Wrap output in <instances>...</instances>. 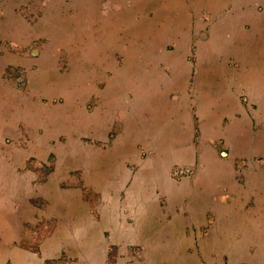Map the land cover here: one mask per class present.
<instances>
[{
    "label": "rangeland",
    "instance_id": "1",
    "mask_svg": "<svg viewBox=\"0 0 264 264\" xmlns=\"http://www.w3.org/2000/svg\"><path fill=\"white\" fill-rule=\"evenodd\" d=\"M50 1L37 0L36 7L31 10L26 7H30L28 2L18 4L15 11L31 25H37L44 17L41 12L48 8ZM107 1H102L104 8L109 6ZM160 2L156 5L150 3L141 10L145 20L153 23L152 6H156L158 14L164 11L166 0ZM184 2L190 5L189 15L185 16L187 26L191 27L196 20L197 27L194 32L185 33L188 38L181 41L183 49L176 52L180 56L186 55L185 71L190 72V89L195 90L196 131L195 138L190 143L194 146L195 157L179 161H165L166 152H163L162 146L149 139L140 142L132 133H122L125 118L130 117L131 109L141 106V103L127 89L120 94L116 103L109 104L106 111L103 105L106 98L102 90L106 86V79L112 75V70L101 71L95 87L96 94L93 97L88 95L83 107L74 102V97L68 98L64 89L70 90L73 84L87 88L91 93V78L88 77L90 73H86L90 71L87 67L90 68L91 63L86 65L83 62L87 58L85 56L90 57L83 30L74 27L67 38L65 31L57 34L51 28L49 36L45 33V36L36 40L37 33L36 38L31 37L28 42L25 40L20 44L23 47L18 48L6 47L0 39V84L33 99L39 106L34 114L36 119L16 117L15 120L5 119L0 124V199L6 202L0 213V256L12 254L10 261L4 264H10L11 261L14 264L236 263L228 260L224 254L220 256L219 241L211 239V233L220 229L216 222L218 216L211 213L209 205L202 214L200 224L195 227L185 226L183 230L184 235L193 234L195 238L171 240L168 238L174 233L165 228L170 227L171 220L177 215L183 214L187 218L188 200L186 194L177 196L179 192L189 191L194 193V199L205 198L219 208L218 201L222 198V191L208 190L203 186L208 185L207 174H213L211 169L217 175L208 178L209 183L217 182L220 171L227 166L226 161L229 162L228 167H232L228 159L230 154L249 157L234 160V167L239 168L235 170L239 183H244L245 176L242 173L245 174L250 169L264 171V95L254 96L256 101L251 102L237 91L235 100L239 111L231 113L230 117L221 115L216 124L213 120L205 124L208 119L202 118L212 115L215 107L210 104L215 100L220 104L224 95L220 84L217 89L216 86H207L217 80L214 78L221 77L223 68L233 69L230 73L237 78V70L242 66L237 56L241 58L252 53L256 57L264 55L261 53L264 41L258 39L259 28L257 29L260 25L264 29V20L260 19L264 10H256L259 14L258 21L251 17V30L256 27L252 33L253 44L244 48L241 44L249 40H243V30L237 27L238 33H235L232 26L231 31L227 32L224 19L220 27L219 19H215L207 10L200 9L194 15L193 1ZM6 3H10V0H0V13L5 10ZM120 5L128 8L130 0H124ZM258 5V8L262 7L260 2ZM173 16L176 18L175 22L179 20L177 15ZM168 23L160 17L155 26H169ZM216 27H220L222 32L221 46L214 51L216 54L213 61L216 63H209L211 57L206 60L205 46L211 36L216 34ZM127 33H115L117 42L122 44L118 49H110L113 66L120 68L124 65V54L121 51L124 43L125 55L131 57L130 64L127 65L133 66L131 72L136 68L132 59L137 55H146L149 60L143 58V66L149 73L171 76L169 67L173 65L163 64L150 55L154 40L151 32L140 33L139 41L133 38L134 32L131 33L130 29V36ZM262 33L264 35V31ZM229 34L233 41L236 38V53L227 46L226 38ZM163 36H168V33H163ZM13 45H16L15 42ZM157 49L167 57L177 54L171 43H164ZM24 57L33 61L31 67H25L19 62ZM42 66L46 68L47 76L56 80H48L45 95H40L31 87V80L37 77ZM230 73L227 69L223 71V75ZM221 81L222 79L218 80V83ZM2 85L0 88H3ZM202 91L208 96L205 104L200 101ZM166 93L169 95L170 91ZM174 97L173 94L169 96L170 99ZM190 104L193 106L191 102ZM103 110L106 111V125L94 135L90 115L93 111ZM84 111V120L73 118ZM242 116L253 121L251 131L259 134L258 139L253 136L254 141L251 143H248V138L241 139L236 133L241 129L246 130ZM141 118L145 125L151 122L145 114ZM215 125H221L223 129L230 128L233 140L224 143L223 138H216L218 133ZM237 140L246 142L247 151L236 148ZM195 177L197 179L194 183ZM262 187L264 188V183ZM172 190L178 200L174 207L166 208V202L172 195L169 192ZM233 196L235 193L227 195L228 199ZM251 206L249 199L243 209L248 211L252 209ZM256 208L262 209L259 206ZM259 221H264V212L259 216ZM263 228L264 224L261 225V230ZM15 233L18 234L16 237ZM250 244L252 242L248 245L252 247ZM5 245L9 251L4 250ZM204 246H207L206 251L209 252L206 257L203 256Z\"/></svg>",
    "mask_w": 264,
    "mask_h": 264
},
{
    "label": "crops",
    "instance_id": "2",
    "mask_svg": "<svg viewBox=\"0 0 264 264\" xmlns=\"http://www.w3.org/2000/svg\"><path fill=\"white\" fill-rule=\"evenodd\" d=\"M36 1L37 0H10V3L4 4L6 6L4 7L5 10H2L4 13H0V39H2L4 46H11L13 48L23 47L20 44L25 40L28 42L31 40V37L36 38L37 33L38 37L36 40L45 36V33L49 36L51 28L55 29L57 34H59L60 31H65L64 35L67 38L69 33L74 30V27L77 30H83L90 55V57L85 56L87 58L85 61L83 60V62L86 63V65L91 63V67H87L90 71L86 72L87 74L90 73L88 77L91 78V93L89 94L87 88H80L73 84L70 90L67 88L64 89L67 91L68 98L74 97V102L83 107L87 96L93 97L96 94L95 87L99 81V74L101 71L112 70L113 73L106 79V86L103 87L102 90L103 96L106 98V102L103 104L106 111L108 110L109 104L116 103L120 94L127 89L133 96L139 98L141 103V106H134L131 109L132 114L130 117L125 118L126 123L123 125L122 133H132V136L135 137L136 140L139 139L140 142L148 141L149 139L151 142L153 141L159 144L160 147L162 146L161 149L163 152H166L165 155L163 154L166 156L164 157V159L166 158L165 161L170 160V162H172L188 159L190 156L195 157L194 146L190 144L195 138L196 131L194 106L196 102L195 90L192 88L190 89V72L185 71V68H187L186 55L180 56L181 54L176 52L178 49H183L181 41L188 38V35L185 33L196 30L197 27L196 20L191 27L187 26V19L185 16L189 15L188 6L190 5H188V3L186 4L184 0H166L165 6L163 7L164 11L161 14L157 13L156 6H152L154 17L153 23H150L149 20H145L141 10L147 5L149 6L150 3L155 5L161 3L160 0H130V6L128 8L121 7L120 4L123 3L124 0H108L109 2L107 1V3L109 6L105 8L102 2L103 0H51L48 8L45 9L44 12H41L44 17L42 21L37 24L39 26L37 28V25H31L15 11V7L18 4L24 5L25 3L27 4V2L30 7H26L30 10L34 9L36 7ZM192 1L194 15L200 12V9L207 10L215 19H219L220 27L223 24L222 19H224V28H226L225 30L227 32L231 31L232 26L235 28V33H238L236 32L237 27L244 31L243 40L246 38L249 40L241 44L244 48L249 47L250 43L253 44L252 33L256 27L253 31L251 30L253 20L251 17L257 19V21L259 20V14H257L256 10H264V0L259 1L262 6L261 8H258L259 2L257 0ZM100 2L102 7H100ZM115 7L118 9L115 10ZM28 13L31 14V12ZM104 14H107V16ZM173 15H177L179 20L175 22L176 18ZM160 17L167 20L169 26H162L160 28L155 26L157 19ZM261 18L264 20V11L260 15V19ZM190 19L191 18H189V20ZM190 22L191 20L189 23ZM131 23L132 25L130 26ZM258 25L260 24L258 23ZM260 26H257V29L259 28V34L257 30L258 39L264 41V35L263 33L261 34V31H264V29ZM220 27H216V34L211 36L208 45L205 46L206 60L208 57H211L209 63H216L213 61V57L216 54L214 51L218 50L219 46H221L222 32ZM129 29L131 33L134 32L132 36L138 41L141 37L140 33L151 32L153 34L152 36L155 41L153 40L151 45L152 50L150 55L153 56L152 59L159 60V62L163 64L166 63L169 66L173 65L169 67L172 71L171 76L164 77L161 76L160 73H149L147 68L143 66V60H149L146 58V55H141L142 57H140V55L135 56V58L133 57V65L136 64V68L131 72L133 66H127L130 64L131 57L125 55L126 47L124 43L123 47H121V51L124 54V65L120 68L113 66L112 60L110 59V49H118L122 44L119 43L120 41L117 42L115 33H129ZM249 31L252 32L246 34L249 33ZM128 33L127 35L130 36V33ZM163 33H168V36H163ZM182 33L184 34L182 35ZM143 36L144 34L142 37ZM145 36L148 37L147 34H145ZM226 39L227 46L230 47L229 49L236 53V49H238L236 47V38H234L233 41V39H230L229 34V37ZM14 42L17 46L13 45ZM164 43H171L172 48L175 49L177 54L167 57V55H163V52L159 53L157 48ZM262 50L261 53H264V47ZM237 57L242 65L237 70V78L230 73L234 71L233 69L224 67L223 71L227 69L230 74L223 75L222 71V78H214L215 80L217 79V82H211L207 85L208 87H211V85L214 87L216 86L217 89L220 84V88L223 90L222 95H224L220 100V104L217 103V100L214 102L212 101L210 104L211 107H215V110L212 115H205L202 117L208 119L205 124L211 120L216 124L217 120L221 118V115H228L230 117L232 116L231 113L239 111L238 104L235 100V93L237 91L239 94L245 95L251 102L256 101L254 96L264 95V55L256 57V55L252 53L245 57ZM19 60V62L28 68L31 67L33 62L28 57ZM47 74L46 68L42 66L36 75L38 78L36 77L34 80H31V87L36 92H39L40 95L46 94L48 80L52 82L54 79L52 77L49 78ZM210 79L212 78L210 77ZM221 79V83H218V80ZM203 85L205 86V83ZM203 85L202 89L204 88ZM2 86L3 88H0V124L5 119L15 120L16 117L29 120L37 118L34 114H36V108L39 106L33 99L26 98L11 87ZM167 91H170L169 95H167ZM171 94L175 96L173 99L169 98ZM200 94H202L200 101L205 104V101L208 100V96L203 91ZM26 110L30 111L24 112ZM38 111L41 113V110ZM106 111H93L91 113L90 123L94 135L97 134V131L104 129L106 125ZM84 113L85 111L83 114L73 118L82 121L84 120ZM143 114L151 121L148 125H145L141 118ZM242 117L246 130L241 129L240 131H236V133L241 139L244 137L248 138V143H251V141H254V137L258 139L259 134L257 132L253 134L251 131L253 121L244 118V116ZM256 124H258L257 120ZM208 126L209 125H205V127ZM1 127L3 126L1 125ZM216 132L218 133L216 138H223L224 143H228L230 139L233 140V138L230 137L232 133L230 128L223 129L221 125H218ZM133 140L134 139H132V141ZM235 145L236 148L241 151H247V147L245 146L246 142H239L237 140L235 141ZM248 154H250V152H248ZM240 158L249 157L242 156V154H230L228 159H230L232 167L229 168V162L226 161L227 166L220 171V174L216 178L217 182L209 183L208 181V178L216 174L213 169H211L213 174H207L206 182H208V185H204L203 188L212 191L220 189L223 193L221 196L222 198L218 201L219 208H217L215 204L212 205V203L208 202L205 198L201 200L194 199V193L189 191L183 193L179 192L177 196L186 194L185 197H187L188 200L186 206L187 218H185L183 214L173 217L169 224L170 227L165 228V230H170L174 233L172 237L170 236L168 238L171 240L177 239L178 241H184L193 239V234H188L190 236L184 235L183 230L185 226L189 227L194 225L195 227L197 224H200L202 214L209 205L211 213L218 216L216 222L219 224L220 231L211 233V239L219 241L220 250L218 254L220 256L222 254L226 255L227 259L235 261V264H264V228L261 230V225L264 224V221L262 223L259 221V216L264 212V188L262 187L264 183V171L263 169V172L258 169L256 171L250 169L246 171L245 174L242 173L243 177L245 176L244 183H239L237 179L238 174L236 175L235 172V170L239 168L237 166L236 168L234 167V160ZM196 179L197 177H195L194 183ZM212 185L218 187H208ZM171 192L172 195L169 196L166 202V208L174 207L176 200H178L174 195V190L169 193ZM234 193L235 196H233L232 199H228L229 197H227V195ZM249 199H251L252 202V209L247 211L244 210L243 207ZM3 204H6L5 200L0 199V213L2 212L1 209ZM257 206L262 209L257 210ZM204 216L205 215H203V217ZM191 228L192 227H190V230ZM17 235L18 234L15 233V237ZM249 242H252V244H250L252 247L248 246ZM181 245L184 246V243ZM206 248L207 246H204V257L209 254ZM4 250L9 251L7 245L4 246ZM25 255L28 256L27 254ZM11 258L12 254L8 253L0 256V264L10 261ZM10 264H14V262L11 261Z\"/></svg>",
    "mask_w": 264,
    "mask_h": 264
},
{
    "label": "built area",
    "instance_id": "3",
    "mask_svg": "<svg viewBox=\"0 0 264 264\" xmlns=\"http://www.w3.org/2000/svg\"><path fill=\"white\" fill-rule=\"evenodd\" d=\"M180 173H183V171H182V170H180Z\"/></svg>",
    "mask_w": 264,
    "mask_h": 264
}]
</instances>
